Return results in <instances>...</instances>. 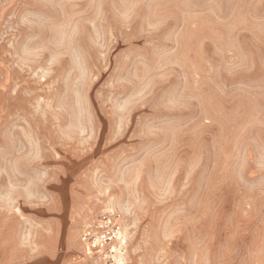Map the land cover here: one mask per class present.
<instances>
[{
    "label": "rangeland",
    "instance_id": "374dc122",
    "mask_svg": "<svg viewBox=\"0 0 264 264\" xmlns=\"http://www.w3.org/2000/svg\"><path fill=\"white\" fill-rule=\"evenodd\" d=\"M0 264H264V0H0Z\"/></svg>",
    "mask_w": 264,
    "mask_h": 264
},
{
    "label": "built area",
    "instance_id": "2783aa9c",
    "mask_svg": "<svg viewBox=\"0 0 264 264\" xmlns=\"http://www.w3.org/2000/svg\"><path fill=\"white\" fill-rule=\"evenodd\" d=\"M83 237L99 258L124 257L127 253V232L119 214L113 211L103 213L88 223Z\"/></svg>",
    "mask_w": 264,
    "mask_h": 264
}]
</instances>
